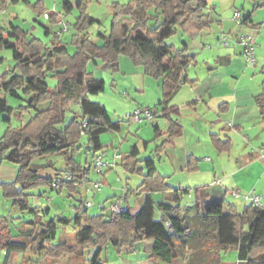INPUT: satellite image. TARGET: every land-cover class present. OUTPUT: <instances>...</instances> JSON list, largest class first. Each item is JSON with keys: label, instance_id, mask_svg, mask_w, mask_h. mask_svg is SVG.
<instances>
[{"label": "trees", "instance_id": "1", "mask_svg": "<svg viewBox=\"0 0 264 264\" xmlns=\"http://www.w3.org/2000/svg\"><path fill=\"white\" fill-rule=\"evenodd\" d=\"M11 1L31 3V0ZM41 4L39 1L38 11L43 14L45 10ZM262 4L264 1L259 5ZM63 6L66 15L72 10L73 3L66 0ZM208 6L207 0L115 2L111 32L98 34L101 43L83 34L88 26L100 21L82 12L75 23L78 33L72 40L76 46L73 54L57 35L52 44L46 45L37 37H28L26 31L12 21L9 27H0V47L11 49L16 61L15 69L1 77L0 114H6L3 119L10 120L13 108L8 104L7 95L20 97L18 90L21 88L28 96L36 95L37 105L44 106L38 108L36 116L26 125L8 129L0 140V151L4 157L19 165L16 182L1 183L5 195L13 197L22 211L29 210L37 215L40 208H30L28 199L22 198L24 189L46 184L52 188L68 185L75 189L84 180H89L95 157L103 149L101 136L122 127V120H112L107 107L89 97V94L105 90V80L88 70L91 62L97 63L100 59L106 64V69L115 72L119 70L120 56L126 55L136 66L144 65L146 74L162 77L163 98L160 104L163 115L178 112V107H169L168 104L187 81L185 72L194 62L195 55L188 53L186 41L177 48L167 44L166 40L177 32L179 26L187 32H199L207 27L210 19L206 13ZM253 12L243 14L241 23L253 22ZM58 18L59 14L54 13L49 20L56 24ZM45 29L50 33V25ZM149 45L156 47V56L148 49ZM166 58L168 62L164 61ZM2 60L0 56V62ZM48 75L57 79L54 86L48 82ZM255 100L264 124V84ZM73 105H78L80 113L76 112L68 119V111ZM28 107H33V104ZM129 118L133 117L130 115ZM181 129L178 122L172 120V134H181ZM86 136L92 158L86 160L85 166L76 157L81 139ZM212 142L219 151H227L231 147L229 139L223 141L217 135L212 136ZM55 154L66 155L67 163L73 167L71 174L41 176L36 160ZM139 154L135 145L121 161L127 172L144 176L136 190L144 194L136 213L129 208L116 215L95 216L89 215L87 208L83 212L78 210L74 217L77 226L74 245L63 241L53 245L50 239L36 237L16 241L10 223L0 218V247L6 256L30 249L35 253L46 252L47 258L62 260L68 255L77 256L80 246L82 250L96 249L85 264H104L101 251L110 241L121 247L134 246L141 240L151 241V255L166 263L185 258V264H225L223 255L236 251L237 262L233 264H264V205L259 207L248 203L241 212L230 205L226 213L211 214L208 212L210 205L221 200L212 202L208 200L209 196L202 200L198 193L193 205L182 206L184 193L165 183L153 159H141ZM191 160L189 158V162ZM140 163H144L146 172L139 167ZM166 191H173L174 197L172 203L158 204L166 216L158 219L157 206L151 194ZM188 250L191 251L189 255L186 253Z\"/></svg>", "mask_w": 264, "mask_h": 264}, {"label": "rangeland", "instance_id": "2", "mask_svg": "<svg viewBox=\"0 0 264 264\" xmlns=\"http://www.w3.org/2000/svg\"><path fill=\"white\" fill-rule=\"evenodd\" d=\"M39 1H42L41 5L49 14L57 13L61 15L65 13L63 5L66 0H31L30 4L2 0L3 4H0V27H9L12 21L26 31L28 37H37L43 40L46 45L52 44L53 40H56L57 29L55 30L54 28L55 24L49 19H46L43 14L39 13ZM71 1L73 3L72 10L64 16V20L66 24L69 25V29L64 31L62 37L67 43L70 53L73 54L76 46L72 44L71 39L78 31L75 27V23L82 12L96 17L101 21V24L90 25L85 29L90 38L96 40L98 33H104L106 31L107 33L111 32L113 23V3L122 2V4H124L130 0ZM78 1H82L81 6H78ZM207 1L209 2L208 10L212 17L210 26L205 27L209 33H207V35H196L195 32H187L179 26L177 32L168 38L166 43L173 44L177 48H181L185 41L190 43L191 50L199 53L197 63L194 62L192 66H194L193 68H195L201 77L206 76L208 72L207 67L204 66L203 63L205 57L225 50L231 51L232 57L230 65L223 66L222 71L224 77L221 86L227 92L230 88L234 90L238 87L240 90L249 92L254 96L261 91L264 83V4L259 5L264 0ZM252 10H254L253 19L259 24V29L251 28L242 24L241 20L236 21L234 19L235 11H239L243 15ZM261 22L263 23L260 25ZM48 25L51 26L50 33H46L45 29ZM57 26L60 28L59 25ZM243 35L254 38L256 62L257 59L261 57L263 63L255 64V66L247 64L244 56H242L244 47L240 43V38ZM224 36L228 37V44L224 43ZM0 56L3 57V60L0 62L1 83V77L4 73H11V70L15 69L16 61L13 59V52L11 49L0 47ZM98 61L102 62L100 59ZM99 62H92V68H97ZM100 72L105 80V90L98 94H89V97L104 103L109 109L113 119H118L119 116L122 118L129 117L138 107H142L140 105L141 94L135 92L131 93L133 99H135L132 100L126 96H120L113 87V80L119 81V89L124 87L129 82L128 77L120 76L119 78H115L114 71L99 65L98 73ZM152 78L147 77V80L150 82L149 84L152 85L151 87L154 88V84L151 83L156 82V80ZM47 80L52 86L57 83V79L51 75H48ZM18 92L20 97L7 95L8 104L13 108V112L10 120H4L3 118L6 114H0V140L8 129L26 125L30 119L36 116L38 108L41 109L44 107L41 105L38 106L34 95L28 96L22 88L19 89ZM0 94H3L2 90H0ZM147 99L149 102L152 101V96H148ZM116 103L126 104L127 107H123L119 110L114 106ZM146 103L147 102H145L144 105H146ZM31 104H34L33 107H28L31 106ZM76 112L77 114L80 113L79 107L78 105H73L71 110L68 111V119ZM136 121L137 122L133 123L132 128L136 129L141 126V134L144 137L151 138L153 136V128L150 119ZM230 121L231 120L225 121L226 124L224 125L227 129L231 127V129H228V132L234 136L233 132L235 130L233 129V122ZM246 129V131H251L252 127L246 125ZM108 133L111 132H105L103 134L105 143L109 140L107 136ZM129 140L130 143L126 142L124 144H120L121 142L117 141L115 145L119 148L116 146L103 148V150L109 152V156L105 154L104 159L113 161L115 160L117 152L127 151L130 148V144L135 141L132 137H129ZM240 142L241 141H239L237 137L233 139L231 145L237 149L241 147ZM87 145L88 137L86 136L81 139L77 149L78 152L76 151L78 153L76 157L77 160L85 166L86 160L92 158V153L88 151ZM103 150H100L98 153H103ZM35 163L40 166L39 174L44 177H52L53 175L54 177L67 176V174H71L70 170L73 168L72 164L67 163L65 154L50 155L49 157L36 160ZM88 165L87 163V166ZM18 169L19 165L6 159L0 151V182H16ZM107 169L108 167H104V173H100L97 168L92 165L89 173V180H84L83 184H78L75 189L70 188L68 185L61 188H52L48 184L35 186L31 189H24L22 198L28 199L30 208H50L48 213H46V211L40 212L38 219L31 211L23 210L24 222L37 229L38 234L36 238L42 240L50 239L53 245L58 244L61 240L74 245L77 239V226L74 217L78 210L83 212V210L87 208L89 215L96 216L105 214V216H109L111 206L114 203L123 202L126 197L127 199H135V193L141 182V177L125 171L119 164L114 168H109L112 170ZM18 185V187L22 188L21 184ZM234 190H239L242 196L237 197L233 195V191L231 192V196L234 197L237 205L243 208L245 203H247L244 195L254 189L243 190L236 188ZM14 201L15 199L13 197L5 195V189L0 184V218L9 222L13 233H16L18 224L15 223L13 217H16L20 213V207L17 203L15 204ZM89 201L91 205L87 206V202ZM124 201L126 202V200ZM262 202L264 204V197H262ZM131 207L133 208V205ZM157 217H160V215L158 214ZM61 218L67 220V222L60 220ZM134 244H136L134 245L135 247L130 245L118 247L110 241L109 244L103 247L101 259L104 264H169L161 261L159 258L152 257L151 241L140 240L136 241ZM95 252L96 249L87 248L82 250L79 246L77 256L69 257L68 255L62 260H54L52 258H47L46 252L35 253L29 249L25 252H14L10 258L9 264H85L89 256H93ZM228 256L232 258L235 256V253L230 252ZM3 259L4 250L0 247V264H2Z\"/></svg>", "mask_w": 264, "mask_h": 264}, {"label": "crops", "instance_id": "3", "mask_svg": "<svg viewBox=\"0 0 264 264\" xmlns=\"http://www.w3.org/2000/svg\"><path fill=\"white\" fill-rule=\"evenodd\" d=\"M78 2L79 6L82 1ZM0 4L2 5L3 2L1 1ZM208 9L209 6L206 9V13L210 15L209 27L212 17ZM94 18L99 20L96 17ZM56 24L54 28L58 30ZM96 24H101V21ZM242 24L259 29V24L254 19L253 22ZM77 33L78 31L73 35L71 40L76 38L75 35ZM207 33H209L207 28L203 29L202 32H195L196 35H207ZM83 34L90 37L87 31H84ZM98 34L96 40L90 39L101 43V40L98 39ZM59 39L65 42L62 35L59 36ZM186 43L188 44V53L195 55L194 62L197 63L199 53L193 52L190 43L187 41ZM148 49L155 56L157 55L154 45H149ZM231 57L232 54L229 50L205 57L203 63L207 67L208 72L204 77H201L195 68H193L192 64L194 62H192L185 72L187 81L181 85L168 104L169 107H178V112H170L168 116H164L162 113L163 106L160 104L163 98L162 77L146 74L144 65L136 66L128 56L121 55L119 70L114 72L115 78H119L120 76L128 77L129 82L119 89V81L113 80V87L120 96H126L132 100L135 99H133L131 93L141 94L140 105L150 109L154 114V117L150 119L153 136L151 138L144 137L141 134V126L133 129V123L137 122L134 118L132 119L128 116L122 118L119 116L118 119H113L108 108L112 120H122V127L119 131H108L111 133L107 134L109 139L106 141L107 143L104 142L103 135L101 136L103 148L108 146L115 147L117 141H120V144L128 143L130 141L129 137L134 138L135 141L130 144V148L127 151L117 152V154H122V157L117 159V163L120 166H122L121 161L124 156L136 145L140 152L139 157L141 159H153L156 163L159 176L165 180V183L184 193L181 196L182 206L193 205L196 202V195L198 193L201 195L202 200L206 196H209L208 200L212 202L221 200L218 204L210 205L208 212L211 214L226 213L230 205L235 206L240 212L243 210L248 202L245 203L243 208L237 205L234 197L231 196V192L236 188L243 190L254 189L264 197V124L261 121L259 107L255 100V96L261 91L253 96L251 93L242 91L238 87L234 90L230 88L228 92L223 89L221 86L224 77L222 70L224 65H230ZM164 61L168 62L169 60L166 58ZM91 63L88 66V70L94 76L104 79L102 73H98V66L100 65L105 68L106 64L102 61L99 62L97 68H92ZM259 63H263L261 57L257 59L256 64ZM147 77H153L152 79L156 80V82L151 83L154 84V88L149 84L150 82L147 80ZM148 96H152V101H147ZM34 97L36 99V95ZM145 102H147L146 105H144ZM102 104L106 106L104 103ZM114 106L119 110L127 107L126 104L121 103H116ZM172 120L177 121L181 126V134H172L170 130ZM227 120L233 122L234 136L228 132V129H231V127L227 129L224 125ZM246 125L251 126L252 130L246 131ZM213 135H217L223 141L229 139L231 142L238 137L239 141H241V147L235 149L231 145L229 150L219 151L212 142ZM116 147L119 148L118 146ZM103 153L109 156L107 150H103ZM189 158H192L193 161L189 162ZM139 167L143 168V171L146 172L144 163H140ZM107 170L112 169L108 168ZM134 174L141 177L139 187L143 182L144 176L142 174ZM151 195L157 206L156 217L158 214L160 215V217H157L158 219L166 217L164 212L158 207V204L160 202L172 203L174 197L173 191L156 192ZM221 196L222 199H220ZM143 197L144 194L136 191L135 199H127V197L124 199L129 204L128 206L132 213H136L139 210ZM132 205L133 208L131 207ZM42 211L48 213L50 208L42 207L40 212ZM39 213L35 215L37 219ZM19 214L13 217L15 223L18 224L17 232L13 233L15 240L20 242L36 237L38 234L37 229H35L36 227L29 226L24 222V215L21 209ZM190 252L188 250L186 252L187 255ZM13 253H10L7 257L4 250L2 264H9ZM234 253L235 256L232 258L228 256L229 253L223 255L225 264L237 262L238 254L236 251ZM152 257L155 256L152 255ZM186 260L185 258H178L169 264H185Z\"/></svg>", "mask_w": 264, "mask_h": 264}, {"label": "built area", "instance_id": "4", "mask_svg": "<svg viewBox=\"0 0 264 264\" xmlns=\"http://www.w3.org/2000/svg\"><path fill=\"white\" fill-rule=\"evenodd\" d=\"M43 16L46 19H49L51 14H49L48 12H44ZM64 16L65 14H61L59 15V19L57 21V25L60 26V28H58L57 30V36H61L64 31H67L69 29V25L66 24L65 20H64ZM242 18V14L239 11H235L234 12V19L236 21H240ZM224 43L228 44V37L224 36L223 37ZM240 43L243 45L244 47V51H243V56L247 62L248 65L250 66H255L256 64V50H255V41L254 38L251 36H246L243 35L240 38ZM134 119L136 120H146V119H152L154 117L153 112L146 108V107H138L135 112L131 115ZM122 154H116L115 160H105L104 159V153H98L95 157V162L94 165L97 168L98 172L102 173L104 167H108V168H114L118 163H117V159L121 158ZM233 195L239 197L242 196L239 190H233L232 192ZM245 199L247 200L248 203H251L255 206H263V202H262V196L259 195L255 190L250 191L249 193H247L246 195H244ZM91 202H87V206H90ZM130 207L128 206V204L123 200L118 202V203H114L111 206L110 209V213L111 215H116L119 214L121 212H125L129 209Z\"/></svg>", "mask_w": 264, "mask_h": 264}]
</instances>
